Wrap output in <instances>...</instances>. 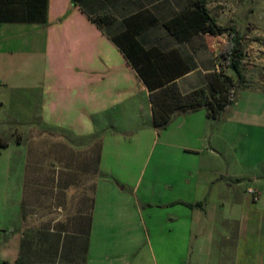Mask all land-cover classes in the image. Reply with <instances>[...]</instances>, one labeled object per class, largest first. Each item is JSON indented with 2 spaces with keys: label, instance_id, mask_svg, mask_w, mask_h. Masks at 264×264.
<instances>
[{
  "label": "crops",
  "instance_id": "crops-1",
  "mask_svg": "<svg viewBox=\"0 0 264 264\" xmlns=\"http://www.w3.org/2000/svg\"><path fill=\"white\" fill-rule=\"evenodd\" d=\"M195 1L0 0V82L41 90L34 130L76 153L100 141L92 196L87 167L70 163L74 176L53 179L54 209L33 213L32 227L24 182L16 226L0 228V264H264V87L242 89L219 121L200 110L158 131L134 63L143 50L173 52L189 68L180 89L213 71L200 35L180 43L164 26Z\"/></svg>",
  "mask_w": 264,
  "mask_h": 264
},
{
  "label": "rangeland",
  "instance_id": "rangeland-1",
  "mask_svg": "<svg viewBox=\"0 0 264 264\" xmlns=\"http://www.w3.org/2000/svg\"><path fill=\"white\" fill-rule=\"evenodd\" d=\"M208 7L220 25L235 26L245 37L246 56L243 62L244 72L249 78L247 87L263 88L264 0H208ZM225 38L224 35L200 34L196 43L209 51L200 58V62L212 61L213 71L222 72L236 81L237 75L223 64L219 55ZM200 72L181 82L183 94L208 86L207 77L210 72L205 73L206 77ZM40 91L9 89L0 82V139L8 143L7 147H0V228L3 229L16 226L22 208L24 182V210L31 215L27 219V226L37 224V219L32 218L33 213L53 211L54 203L48 199L54 192L51 189L53 179L64 174L67 178L70 175L72 178L76 168L70 170V167H67L70 163L78 168L80 165L77 164L87 167L85 179L88 195L92 196L100 141L93 142L86 153H76L71 150L69 140H58L45 137L42 133V136L38 134L34 129L37 125L35 114L40 102ZM238 100L239 95L237 102ZM143 107L137 105L141 117L140 125L148 118L147 115L142 116ZM147 110L146 103V112ZM230 112H233L232 108L225 111L222 117H228ZM59 128L60 125H56V129ZM154 161L155 158L149 165L147 174L152 172ZM39 164L47 166L41 169L37 167ZM53 164L60 165V170L54 171ZM82 183L84 184V181Z\"/></svg>",
  "mask_w": 264,
  "mask_h": 264
},
{
  "label": "trees",
  "instance_id": "trees-1",
  "mask_svg": "<svg viewBox=\"0 0 264 264\" xmlns=\"http://www.w3.org/2000/svg\"><path fill=\"white\" fill-rule=\"evenodd\" d=\"M93 21L98 25H107L112 23L113 18L106 16ZM164 26L180 43L200 34H229V40L219 55L223 64L235 72L237 80L212 71L207 77V87L183 94L177 80L189 68L181 67L173 52L164 53L158 48L143 50L142 56L134 63L139 77L150 91L155 128L165 130L176 115L200 110H205L208 118L219 121L224 111L237 102L239 92L247 87L249 80L244 72L246 48L243 35L235 26L219 25L208 8V0H196L193 6L165 22ZM7 146L8 143L0 139V147ZM187 205L193 207L192 204Z\"/></svg>",
  "mask_w": 264,
  "mask_h": 264
},
{
  "label": "built area",
  "instance_id": "built-area-1",
  "mask_svg": "<svg viewBox=\"0 0 264 264\" xmlns=\"http://www.w3.org/2000/svg\"><path fill=\"white\" fill-rule=\"evenodd\" d=\"M250 193L257 199V193L255 191H250Z\"/></svg>",
  "mask_w": 264,
  "mask_h": 264
}]
</instances>
